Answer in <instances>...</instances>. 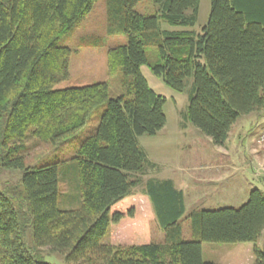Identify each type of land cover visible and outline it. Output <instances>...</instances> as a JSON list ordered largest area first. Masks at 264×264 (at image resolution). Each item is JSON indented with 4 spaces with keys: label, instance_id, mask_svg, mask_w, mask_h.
I'll return each mask as SVG.
<instances>
[{
    "label": "trees",
    "instance_id": "1",
    "mask_svg": "<svg viewBox=\"0 0 264 264\" xmlns=\"http://www.w3.org/2000/svg\"><path fill=\"white\" fill-rule=\"evenodd\" d=\"M99 0H0V168L23 169L18 191L0 190V264H52L43 248L69 264H218L203 258L204 242L257 244L264 232V190L254 188L242 206L188 216L193 240L183 238L184 192L171 179L144 181L150 161L139 138L167 124V98L142 72L144 65L178 91L193 77L185 117L217 145H225L240 117L264 109V0H211L201 32L194 27L200 0H153L157 12L141 14L142 0H108V33L128 43L108 49V74L122 76L125 93L111 97L108 81L56 88L71 76L72 49L62 43ZM93 39V38H92ZM92 44V40L88 42ZM159 47L151 63L148 45ZM107 107L100 124L81 140L75 157L81 207H59V168L53 160L29 166L26 141L58 144ZM144 185V193L135 189ZM157 218L165 242L153 240ZM34 234V251L26 238ZM110 231L114 241L104 242Z\"/></svg>",
    "mask_w": 264,
    "mask_h": 264
},
{
    "label": "rangeland",
    "instance_id": "2",
    "mask_svg": "<svg viewBox=\"0 0 264 264\" xmlns=\"http://www.w3.org/2000/svg\"><path fill=\"white\" fill-rule=\"evenodd\" d=\"M107 1L99 0L82 25L62 40V43L68 45L73 52L71 76L57 84L56 88L108 81L111 97L125 93L121 83L122 76L111 77L108 74L107 55L109 48L126 44L129 39L125 33L118 35L108 33ZM136 10L141 14L153 15L157 12V4L153 0H142L136 6ZM210 12L211 0H200L199 20L194 27L172 26L166 20L161 19V29H192L201 32L202 27L209 20ZM90 40L94 43L89 44ZM159 53L157 45L147 46V54L151 63H156L159 60ZM142 72L150 86L158 94L167 98L165 104L167 124L165 127L156 135H143L139 138L140 145L147 153L149 160L157 164L155 169H147L144 181L145 178L146 182L151 178L175 180L178 187L184 191L185 196L186 211L180 219L183 238L193 240L196 236L193 234L188 216L203 210H215L226 206L238 208L247 202L252 189L264 190V169L256 164L259 174L254 175V162L246 154V149L251 145L250 142L254 140L258 143V138L264 132V109L240 117L226 144L217 145L210 136L204 134L191 120L185 117L193 89V77L186 79L183 91H178L158 77L149 65H144ZM106 107L107 103L97 107L83 128L58 144L43 142L34 137H29L26 141L28 148L25 153L29 166L53 160L64 161L59 168V207L61 209L81 207L75 157L78 155L81 140L94 132L100 124ZM259 146L264 147L263 144H259ZM226 148L230 151L229 155L223 154ZM203 162H213L216 171H222L216 173L221 179L227 173V169L233 176L223 181L205 178L191 179L189 168ZM231 173L229 175H232ZM23 175V169L0 168V190L9 193L14 190L18 191ZM137 188L139 191L144 190L143 185ZM151 231L155 242H165L166 233L160 227L157 218H153L151 221ZM26 238L29 246L36 251L34 234L30 227ZM111 240L116 242L113 237L111 238L109 231L104 242ZM257 244L264 251V232ZM37 253H39L38 250ZM40 253L42 259L52 264H69L65 255L59 251L43 248ZM203 258L205 261L218 264H254L256 261L255 244L204 242Z\"/></svg>",
    "mask_w": 264,
    "mask_h": 264
},
{
    "label": "crops",
    "instance_id": "3",
    "mask_svg": "<svg viewBox=\"0 0 264 264\" xmlns=\"http://www.w3.org/2000/svg\"><path fill=\"white\" fill-rule=\"evenodd\" d=\"M250 144H251L250 147L246 149L247 150L246 154H247L248 158H250L254 162V171H255L254 175H256V174H259L258 170H256L257 165L260 166L262 169H264V147H260L259 144L254 140L251 141ZM223 154L229 155L230 154L229 149L226 148V151H223ZM241 167H243V166H241ZM217 172H222V171H219V170L216 171L215 165H213V162H203L200 165H197V166L194 165L192 168H189L190 178L194 179V180H195V178L197 180H201L200 178H205L207 180L223 181L225 179H230L233 176L231 171H229L227 169L226 170L227 173L221 179V178H219L220 176L216 175ZM200 173H203V174H200ZM230 173L232 175H229ZM201 176H203V177H201ZM171 180L174 182L176 188L180 189L178 187L177 183L175 182V180H173V179H171ZM145 182H146V178H145ZM143 187H145V186L143 185ZM180 190H182V189H180ZM135 191L137 194H143L145 190L139 191L138 188H136Z\"/></svg>",
    "mask_w": 264,
    "mask_h": 264
},
{
    "label": "built area",
    "instance_id": "4",
    "mask_svg": "<svg viewBox=\"0 0 264 264\" xmlns=\"http://www.w3.org/2000/svg\"><path fill=\"white\" fill-rule=\"evenodd\" d=\"M258 143L264 145V132H263V133L260 135V137L258 138Z\"/></svg>",
    "mask_w": 264,
    "mask_h": 264
}]
</instances>
